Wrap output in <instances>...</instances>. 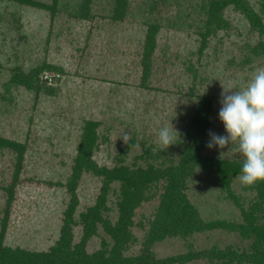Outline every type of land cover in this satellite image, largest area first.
<instances>
[{
  "label": "rangeland",
  "instance_id": "rangeland-1",
  "mask_svg": "<svg viewBox=\"0 0 264 264\" xmlns=\"http://www.w3.org/2000/svg\"><path fill=\"white\" fill-rule=\"evenodd\" d=\"M51 1L36 0L44 5ZM82 1L58 0L50 18L47 11L0 0V139L23 147L18 157L15 151L0 149V219L7 199L3 189L11 182L15 161L20 160L3 237L4 244L11 248L45 251L58 238L69 199L65 182L85 121L98 123L96 148L91 155L98 167H111L117 152L125 150L130 140L133 144L123 157L125 164H131L143 146H150L151 153L157 148L174 159L177 146L163 149L158 143L159 129L170 122L181 135L196 98L206 95L211 98L208 132L225 134L218 119L222 86L233 82L242 86L257 68L264 67V55L242 63L256 35L231 5L223 10L229 27L208 37L199 54L197 27L204 16L197 10L198 1L177 0V4H171L172 0H166L167 4H158L150 16L156 19L154 14L158 12L159 29L150 57L149 89H142L138 85L139 57L145 25L139 9L148 0H129V12L121 21L110 18L112 0H91L86 19L74 16ZM246 1L254 4L253 0ZM42 64L57 70L40 73L41 89L45 91L40 89L36 94L9 82L16 69L28 74ZM125 135L129 137L126 143L121 138ZM208 141L207 134L204 155L242 162L235 145L209 149ZM100 185V178L91 171L80 173L73 218L94 204ZM231 188L244 201L252 196L237 178ZM186 195L203 220L238 217L211 174L195 169L187 180ZM111 200L108 194L105 206L111 211L106 216L113 221L116 213ZM156 205L155 198L135 210L131 231L136 242L127 254H135L141 247L144 230L139 228H147ZM71 228L76 242L82 235L81 227ZM101 236L98 225L95 235L87 240V252L98 248ZM214 244L235 245L236 235L215 230L187 239H165L154 244L151 251L163 258Z\"/></svg>",
  "mask_w": 264,
  "mask_h": 264
},
{
  "label": "trees",
  "instance_id": "trees-1",
  "mask_svg": "<svg viewBox=\"0 0 264 264\" xmlns=\"http://www.w3.org/2000/svg\"><path fill=\"white\" fill-rule=\"evenodd\" d=\"M11 1L47 11L50 18H53L58 0H52L49 5L36 0ZM156 1L142 2L139 9L141 17H144L142 23L145 25L139 57L141 76L138 85L142 89H149L150 57L155 49L159 29L156 20L159 18L158 12L154 14L156 19L150 16L158 4H167L166 0ZM197 1V10L204 16L197 27V34L200 37L197 50L199 54L205 48L208 37L229 27L228 22L224 21L223 10L231 5L232 9L246 20L249 31L256 35L255 44L248 48L249 54L245 55L242 63H247L251 57L264 55V0H253L254 4L251 5L246 0ZM90 2L91 0H83L73 15L86 19ZM171 4H177V0H172ZM128 6L129 0H112L110 18L113 21L123 20L129 12ZM42 71L57 70L46 64L31 69L28 74H22L16 69L17 73L9 82L37 94L42 88L40 81ZM210 111L211 98L206 95L198 96L180 139L176 140L174 159L171 155L165 157L164 152L157 148L151 153L150 146L142 145L141 153L134 156L133 162L125 164L123 157L133 144L130 140L125 150L117 152L111 167H98L93 163L91 155L96 148L95 128L98 123L85 121L80 128L72 171L65 182L69 199L63 212L59 235L45 251L33 252L4 244L7 207L19 171L20 160L15 161L11 182L3 189L7 199L4 214L0 219V264H190L194 261H202L204 264H264V182H258L250 188L243 187V190L252 194L244 201L231 188L233 180L240 174L242 162L204 155ZM0 149L15 151L17 157L23 153V147L19 144L1 139ZM137 161L140 164H137ZM195 169L214 176L220 193H223L222 197L238 211L236 219L203 220L200 217L197 208L186 195L187 180L193 176ZM82 171H91L100 178L101 185L94 204L79 212L75 219L73 218L76 208L75 187ZM108 194L112 196L110 202L116 213L113 221L106 216L111 211V208L105 206ZM155 198L157 205L146 222L147 228H139L144 230L141 247L135 254H127L130 245L136 242L131 231L134 226L135 210L142 203ZM73 225L80 226L82 230V235L76 242L73 241L71 228ZM98 225L103 235L99 239V246L94 251L87 252V240L95 235ZM215 230L236 235L237 244L223 247L214 244L197 250L188 248L183 253L163 258L155 257L151 251L154 244L165 239H187L192 235Z\"/></svg>",
  "mask_w": 264,
  "mask_h": 264
},
{
  "label": "clouds",
  "instance_id": "clouds-1",
  "mask_svg": "<svg viewBox=\"0 0 264 264\" xmlns=\"http://www.w3.org/2000/svg\"><path fill=\"white\" fill-rule=\"evenodd\" d=\"M218 119L224 128L223 135L208 132L206 147L229 148L235 145L242 160L237 179L242 187L250 188L264 182V67L257 68L242 86L230 83L222 86ZM126 143L129 137H121ZM180 134L169 122L158 131V143L163 149L176 144Z\"/></svg>",
  "mask_w": 264,
  "mask_h": 264
}]
</instances>
